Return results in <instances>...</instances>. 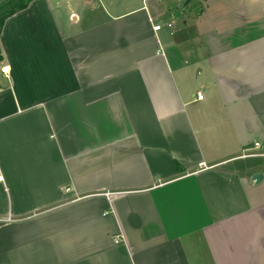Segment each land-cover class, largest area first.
Instances as JSON below:
<instances>
[{
	"label": "crops",
	"instance_id": "crops-1",
	"mask_svg": "<svg viewBox=\"0 0 264 264\" xmlns=\"http://www.w3.org/2000/svg\"><path fill=\"white\" fill-rule=\"evenodd\" d=\"M176 1L6 18L0 264H264V0Z\"/></svg>",
	"mask_w": 264,
	"mask_h": 264
},
{
	"label": "rangeland",
	"instance_id": "rangeland-1",
	"mask_svg": "<svg viewBox=\"0 0 264 264\" xmlns=\"http://www.w3.org/2000/svg\"><path fill=\"white\" fill-rule=\"evenodd\" d=\"M8 0H0V7L2 4L7 2ZM83 1L84 0H50V4L52 8L58 12L65 23L71 22L72 18H69L70 10L74 8V10L81 11L83 9ZM95 1L98 7L101 5V9H109L113 11L117 8V6H121L124 9L132 8L137 6L141 0H100L103 3H100L99 0H92ZM113 3L112 5L110 4ZM162 2H166L171 4L173 7H179L176 0H162ZM20 2L16 3H8L4 8L0 9V20L5 15L6 12L9 10L16 8L19 6ZM70 9V10H69ZM175 15L172 12H168L165 18H169L170 20H174ZM190 86L193 89L199 88V82L195 81V79L190 83Z\"/></svg>",
	"mask_w": 264,
	"mask_h": 264
},
{
	"label": "trees",
	"instance_id": "trees-1",
	"mask_svg": "<svg viewBox=\"0 0 264 264\" xmlns=\"http://www.w3.org/2000/svg\"><path fill=\"white\" fill-rule=\"evenodd\" d=\"M32 0H8L7 2H5L4 4L1 5L0 9L4 8L9 2L11 3H16V2H20L19 6H17L16 8H13L11 10H9L8 12L5 13V15L1 18L0 20V31L3 27V24L6 20V18H8L9 16H11L12 14L20 11V10H23L24 8H26L30 2ZM1 55H0V60H1Z\"/></svg>",
	"mask_w": 264,
	"mask_h": 264
},
{
	"label": "built area",
	"instance_id": "built-area-1",
	"mask_svg": "<svg viewBox=\"0 0 264 264\" xmlns=\"http://www.w3.org/2000/svg\"><path fill=\"white\" fill-rule=\"evenodd\" d=\"M167 25L170 26V25H171V21H168V22H167ZM160 27H161V25L158 24V25H156L155 28H156V29H160ZM9 70H10V69H9L8 66L2 68V72H3V73H8ZM197 98H198V99H202V98H203L202 93L198 92V93H197ZM257 145H259V143H257ZM9 220H10L9 217H6V218H0V224L5 223V222H8Z\"/></svg>",
	"mask_w": 264,
	"mask_h": 264
},
{
	"label": "water",
	"instance_id": "water-1",
	"mask_svg": "<svg viewBox=\"0 0 264 264\" xmlns=\"http://www.w3.org/2000/svg\"><path fill=\"white\" fill-rule=\"evenodd\" d=\"M190 1H191V0H185V1H184V4H183V11L185 10L186 5H188V3H189ZM262 178H263V175L260 174V173L254 175V177H253V179H254L257 183H259V182L262 180Z\"/></svg>",
	"mask_w": 264,
	"mask_h": 264
}]
</instances>
